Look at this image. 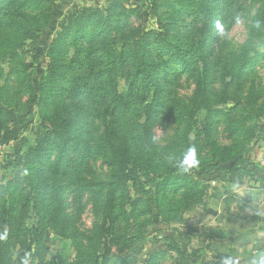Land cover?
Wrapping results in <instances>:
<instances>
[{
  "label": "trees",
  "instance_id": "1",
  "mask_svg": "<svg viewBox=\"0 0 264 264\" xmlns=\"http://www.w3.org/2000/svg\"><path fill=\"white\" fill-rule=\"evenodd\" d=\"M125 1L109 0L108 7L96 8L77 2L65 7V0H0V61L19 62L11 71L23 75L20 80L31 89L26 112L47 101L52 122L28 165L41 177L36 186L44 192L47 205L32 207L45 208L46 226L55 222L62 227L59 233L72 239L77 255L68 264H111L114 243L124 240L131 246L143 240L149 225L171 223L203 203L206 187L195 176L212 167L235 171L245 162L248 144L264 116V85L257 69L264 61V0H249L258 6L239 50L226 46L234 0H184L189 10L184 34L173 19L162 23V31L152 29L140 38V28L131 21L134 10L126 8ZM178 18L183 20L182 15ZM46 30L55 35L49 47L53 59L46 72L39 68L37 74L27 75L19 49L26 38L44 43L40 33ZM120 38L124 44L118 48L113 41ZM73 48L77 54L69 59ZM199 61L202 67L195 66ZM180 71L195 76L187 102L179 97ZM120 74L127 78L126 93L118 89ZM47 85L52 88L50 95ZM217 92H223L222 104H231L214 109L211 99ZM1 115L5 117L0 129L8 131L9 114L0 109ZM167 121H174L177 129L168 143L160 145L154 128ZM101 126L104 130L99 134ZM222 127L230 143L219 141ZM101 137L107 140V192L103 205L92 206L99 222L85 232L78 224L83 207L78 205V165L95 155ZM190 147L197 149L199 165L183 171L178 163ZM30 193L25 190V197ZM67 198H71L70 211ZM56 202L59 205H53ZM11 206L14 216L19 205ZM30 206L25 201L24 211ZM129 229L134 230L132 239L126 233ZM174 247L181 250L179 242ZM147 254L145 264H158L162 258L161 251ZM185 257L191 260L188 264L212 263L197 250ZM126 261L121 254L116 257L117 264Z\"/></svg>",
  "mask_w": 264,
  "mask_h": 264
},
{
  "label": "rangeland",
  "instance_id": "2",
  "mask_svg": "<svg viewBox=\"0 0 264 264\" xmlns=\"http://www.w3.org/2000/svg\"><path fill=\"white\" fill-rule=\"evenodd\" d=\"M82 1H84L83 5L93 6L90 4V0ZM108 5L109 0L103 4L95 5V7L105 8ZM124 5L126 8L134 10L131 13V21L134 27L140 28L138 38L152 29L162 31V23L173 19L176 24L180 23L178 31L181 34L187 31L189 10L184 0H180V2L179 0H126ZM257 6V4H250L249 0H234L230 19L231 26L226 36L227 49H240L248 36L247 25L251 22V16L256 13ZM179 15L183 16V20L178 18ZM218 20L220 18H217L216 23ZM201 30L202 33H205V28H201ZM40 37H44L46 43H41L40 39L34 41L26 38L23 47L19 49L27 75L33 76L39 68L46 72L49 62L53 59L49 54V47L55 35L50 36L46 30L40 33ZM72 40L73 38H70L66 42L70 43ZM130 41L131 44H134V38ZM167 43L168 41H165L160 44ZM113 44L120 48L124 44V39L114 40ZM57 45H60L59 42ZM40 53L42 54L39 55ZM76 54L74 48L70 49L68 58L72 59ZM17 63L19 62L12 61L10 58L0 61V109L8 112V126L10 127L8 131L0 129V264H25V262L26 264H68L77 255L72 239L59 233L62 231L59 224L53 222L52 226H46L43 217L48 213L45 208L34 209L32 207L37 203L47 205L44 203L46 198L44 192L36 186L41 177L37 176L28 165L32 160L35 146L51 129L52 122L47 101L35 104L31 113L26 112L31 89L26 80H20L23 75H19V72L12 73L11 70L16 67ZM195 66L202 67L203 61H199V64ZM193 68L197 67L193 66ZM257 69L258 80L264 85V61L259 63ZM180 76L179 97L184 99L183 102H187L194 92L195 76L191 72L184 71H180ZM20 84L21 86L17 90V86ZM117 84L121 93L128 91L126 76L120 74L117 77ZM61 91L62 86L59 87L58 98H61ZM46 93L47 95L52 93V88L49 85L46 87ZM222 96L223 92H217L212 96L211 103L214 109L227 107L231 104H222ZM178 101L175 100L173 104H177ZM4 117L1 115L0 120ZM60 120H62L61 115ZM202 125L203 122L199 123L200 129L203 127ZM176 129L177 124L174 121L156 125L154 133L157 143L160 145L168 143ZM88 130L89 128L86 127L83 133L85 134ZM103 130L104 127L101 126L99 134H102ZM255 131L257 135L248 144L249 152L244 155L245 162L238 164L235 171H217L216 167H212L201 177L195 176L203 187H206L203 203L187 210L171 223L159 221L155 225H149L143 240H136V236H134L136 241L131 246H126L124 240L114 243L111 264H117L116 257L119 254L127 258L126 264H145L149 257L147 254L149 251L152 253L161 251L162 258L158 264H188L189 260L185 256H192L195 250L201 253L206 261L217 260L222 263L219 256L221 253H218L216 248L217 241L215 243L212 241L217 239L214 238L215 231L207 232L210 230L208 227L213 225L212 220L215 217L207 213L206 207L210 205L211 198L216 201L220 200L221 203L228 196L233 198L232 192L238 185L251 183L264 187V170L258 164L261 156H264V116L259 118ZM219 141L222 143L231 142L228 132L223 131V127ZM207 150H209L208 147L204 151ZM95 151V155L85 159V163L78 165L76 178L81 190L78 205H83L78 224L85 232L92 231L94 224L99 222L92 206L103 205L105 202L107 192V140L105 137H101ZM232 164L233 161L229 163V166ZM251 172L254 174L252 175ZM25 190L31 192L27 198ZM25 201L31 205L28 211H24ZM11 205H19L14 216L10 214ZM53 205L59 204L56 202ZM65 205L66 210L70 211L71 198L66 199ZM26 232H29L30 235H27ZM126 233L130 239L133 238L134 230L129 229ZM172 237L181 244V250L174 247L176 242ZM208 238L212 240H208Z\"/></svg>",
  "mask_w": 264,
  "mask_h": 264
},
{
  "label": "crops",
  "instance_id": "3",
  "mask_svg": "<svg viewBox=\"0 0 264 264\" xmlns=\"http://www.w3.org/2000/svg\"><path fill=\"white\" fill-rule=\"evenodd\" d=\"M106 1L90 0V4L98 5ZM70 2L84 3L78 0H65L64 6L68 7ZM262 186L251 183L241 184L232 192L233 198L228 196L222 201L223 203L214 198L209 201L211 203L207 205L206 211L214 215L215 219L212 220L213 225L208 227L210 230L207 232L214 230V238L217 239L208 238V240L214 243L217 241L218 253L223 254L227 259L222 263L215 260L211 264H264V187Z\"/></svg>",
  "mask_w": 264,
  "mask_h": 264
},
{
  "label": "clouds",
  "instance_id": "4",
  "mask_svg": "<svg viewBox=\"0 0 264 264\" xmlns=\"http://www.w3.org/2000/svg\"><path fill=\"white\" fill-rule=\"evenodd\" d=\"M259 23L257 24V27H259ZM199 165V159L197 158V149L195 147H190L188 151L185 153L183 159L179 161L178 166L183 171H188L192 167ZM26 264V262H25Z\"/></svg>",
  "mask_w": 264,
  "mask_h": 264
},
{
  "label": "built area",
  "instance_id": "5",
  "mask_svg": "<svg viewBox=\"0 0 264 264\" xmlns=\"http://www.w3.org/2000/svg\"><path fill=\"white\" fill-rule=\"evenodd\" d=\"M78 1H82V0H78ZM259 165H260V167L264 170V157H261L260 159H259V163H258Z\"/></svg>",
  "mask_w": 264,
  "mask_h": 264
}]
</instances>
